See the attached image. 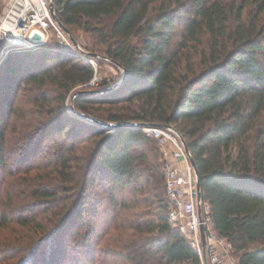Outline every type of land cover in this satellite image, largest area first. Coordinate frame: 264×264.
Wrapping results in <instances>:
<instances>
[{"label": "trees", "instance_id": "16d2710c", "mask_svg": "<svg viewBox=\"0 0 264 264\" xmlns=\"http://www.w3.org/2000/svg\"><path fill=\"white\" fill-rule=\"evenodd\" d=\"M249 5L248 18L243 13ZM55 11L70 31L81 29L102 46L86 54L97 53L94 59L125 69L126 77L107 92L101 91L110 86L107 78L84 90L96 75L93 63L58 41L5 57L0 264H54L66 258V248L51 258L47 251L63 245L75 222L84 229L81 239L73 233L69 264H203L169 220V200L160 191L164 184L166 194L164 165L161 170L151 162L144 148L153 138L143 127L151 124L171 125L187 142L215 229L231 244L238 264H264V0L230 5L221 0H55ZM204 40L207 48L200 49ZM23 83L57 86L62 106L56 117L83 125L80 135L69 134L71 143L60 140L59 150L54 148L49 176H32L42 160L29 157V150L13 154L8 148L7 125L18 113L13 99ZM78 86L84 89L74 106L85 116L75 111L70 117L63 102ZM46 96L35 101L43 103ZM24 119L22 126L31 128L33 120ZM98 121L143 125L108 127ZM56 128L67 129L52 120L38 131L52 135ZM13 156L18 164L8 166ZM99 183H106L111 207L103 216L88 208L89 191ZM155 203L157 210L143 208ZM146 215L152 218L141 221ZM6 231L13 235L3 238Z\"/></svg>", "mask_w": 264, "mask_h": 264}, {"label": "rangeland", "instance_id": "374dc122", "mask_svg": "<svg viewBox=\"0 0 264 264\" xmlns=\"http://www.w3.org/2000/svg\"><path fill=\"white\" fill-rule=\"evenodd\" d=\"M221 1H223L228 5H230L233 2V0H221ZM252 8L253 7L249 5L246 9H244L243 16L249 18L248 15L251 14L249 12L253 10ZM3 9H4V0H0V14L2 13ZM155 10L156 8L153 9L151 14H154L156 12ZM177 30L180 31L181 27H178ZM50 34L51 36L48 42L51 44L57 42L58 40L54 32L51 31ZM71 34L76 39V43L73 41V49L72 48H67V49L72 54L74 53L79 55L80 53H82L83 57L87 60H90L96 69V75L92 80V82H90L89 85L86 87V89H84L83 86L76 87L75 89L70 91V93L66 96L63 102V106L66 108L68 115L70 117H73L75 111L78 110L77 108H75L73 101V96L76 92L83 89L84 90H90L91 88L94 89L102 78H107L110 81V85H112L120 80L122 76V70L120 67H116L114 64L110 63L107 60L103 59L98 61L94 59L93 56L86 54L85 52L84 53L82 52L84 50L90 51V49L92 50L101 49L102 46L98 44L96 40L93 39L91 34L86 33L81 29H76L75 32L71 30ZM178 37L179 35H177L176 38ZM96 43L97 46H94ZM202 48H207V43L205 40L200 46V49ZM199 58H200V53L196 52L194 55V60L198 62L200 60ZM38 59H39V55H35L33 60H38ZM4 60H5V50L3 49V45L0 43V71L4 63ZM53 61L54 60H52L51 62ZM197 67H199L198 64ZM1 80H4V78L1 77L0 81ZM59 92L62 91H60L59 88L53 84L39 86L35 84L23 83L20 86L19 92H17V94L14 96L13 99L14 106L19 107L18 109L19 116L21 112H24V117H22V119H17L18 113L16 112L12 114L11 120H9L7 125L8 148L10 149V152L13 154H15V152L19 153L21 151H23L26 154V150H29L27 152L29 157L31 156V158L35 157L36 159L38 158L42 160V162H39L37 164V167L35 169H32L30 171L32 176L33 175L35 176L36 173L38 174L39 172L40 175L44 174L49 176L50 174H52L53 165H51V163L52 162L54 163L55 160L54 154L56 152L54 151V148L56 149L57 147V150H59L60 140L65 141L68 144L71 143L73 139L69 138L70 137L69 134L73 135V131H74L77 135H80L81 129H83V125H81L80 123L73 122L71 118L65 119L66 117H62V118H60V116L56 117L59 114L58 112L60 110V106H62V102H60L61 97L58 94ZM42 93L47 94L44 102L43 103L42 101L36 102L35 99L39 97ZM4 95H5L4 90H0V100L4 97ZM29 117L33 120L31 128L23 127L22 125L25 124V120H26L24 118H29ZM262 119H264V114ZM52 120H53V124L58 125L60 129L61 126L65 124L67 127L65 132L62 133L58 130V128H56L53 132H51L52 135H46V136L41 135L42 132H39L38 129L41 126H44L46 123H50ZM24 128L26 129L24 130ZM68 131L70 132L68 133ZM27 140L31 141V145L29 146L31 147V149L28 148ZM152 140L153 141L147 143L144 148L146 150V153L148 154V159L153 163L156 162L162 170V164L164 165L165 162V155L163 154L165 146H163L161 141L157 138H153ZM34 151L36 152V156L33 155ZM81 152H82V148L78 149V153L81 154ZM8 164H9L8 166L17 165L18 163L16 157L13 156L12 158H10ZM3 172L4 170L0 166V185L2 184L1 176ZM20 174L23 175L24 177L27 176L25 172ZM106 187H107L106 183H102V184L99 183L91 187L89 191L88 208L90 207L97 208L99 216H103L106 211L111 209L110 202L108 200L109 193ZM160 191L162 198H166L164 184L162 185V189H160ZM69 193L73 194V191L71 190ZM63 194L65 196L68 195L67 193H63ZM143 208L152 211L157 210V204L156 203L150 204L144 206ZM84 218L86 219L91 218V214L89 212L85 213ZM151 218H152L151 216L146 215L141 219V221L144 222L150 220ZM75 225L76 226L69 227L66 230L65 235L62 239L63 245L55 243L54 246L49 247L47 252L50 253V258L52 254L56 255L60 249L66 248L67 250L68 255H66V258L62 260H58L54 264H69L68 262L70 261L72 262L73 252L71 246L73 247V244L75 242L73 241V233H76L78 235V239H81L82 232L80 230L84 229L79 227L76 222ZM79 231L81 234L79 233ZM11 235H13L11 234V231H6L5 235L2 236L3 238L7 239ZM218 237L219 238H217L214 248L215 249L214 253L216 254L219 260L217 264H238L237 257L231 247V244L228 243L225 239H222L219 235ZM91 243L94 244L95 241H91ZM2 264H6V263H2ZM31 264H50V262L48 260L43 262L40 260H34Z\"/></svg>", "mask_w": 264, "mask_h": 264}, {"label": "built area", "instance_id": "2783aa9c", "mask_svg": "<svg viewBox=\"0 0 264 264\" xmlns=\"http://www.w3.org/2000/svg\"><path fill=\"white\" fill-rule=\"evenodd\" d=\"M52 2L53 0H4V9L0 14V43L5 50V57L10 52L34 49L47 43L51 31L60 44L73 49L70 34L54 18ZM36 33L41 37L36 38ZM143 130L146 136L159 139L165 146L164 173L171 225L186 235L190 244L200 253L203 264H206L201 234V225L204 224L207 259L209 264H217L219 260L214 248L219 234L215 229L210 204L199 197L197 175L181 133L176 129L152 125L144 126ZM200 205L202 217L199 214Z\"/></svg>", "mask_w": 264, "mask_h": 264}, {"label": "water", "instance_id": "95a60500", "mask_svg": "<svg viewBox=\"0 0 264 264\" xmlns=\"http://www.w3.org/2000/svg\"><path fill=\"white\" fill-rule=\"evenodd\" d=\"M51 10H52V13L54 15V18L59 22V24L61 25V27H63V29H65L71 36V39L76 43V39L74 38V36L71 34V31L69 30V28H67L61 21L60 19L58 18L57 14H56V11H55V0H53L52 4H51ZM35 37L36 38H40L41 35L39 33H36L35 34ZM89 55L91 56H98L97 53H89ZM125 77H126V70L123 69L122 71V76L120 78L119 81H117L116 83L108 86L107 88L101 90L102 92H107V91H110L116 87H118L124 80H125ZM82 91H78L74 94L73 96V101L74 99L76 98L77 94L80 93ZM76 113L80 116H85V114H83L82 112L76 110ZM100 124H104L108 127H117V126H121V125H126V124H129V125H137V126H142L143 124L141 123H136V122H127V123H115V124H111V123H107V122H104V121H98ZM152 126H160V127H164V128H170V129H175L173 126L171 125H164V124H151ZM182 141L185 145V148H186V151L189 153L190 155V159H191V162L193 164V167H194V170H195V173L197 175V182H198V189H199V197L202 198V187H201V179H200V174H199V170H198V167H197V164H196V161L195 159L193 158L192 154H191V151H190V148L187 144V142L185 141V139L182 137ZM199 214L200 216L202 217V207L201 205L199 206ZM201 234H202V241H203V247H204V255H205V259H206V264H209L208 262V259H207V239H206V227L204 224L201 225Z\"/></svg>", "mask_w": 264, "mask_h": 264}]
</instances>
